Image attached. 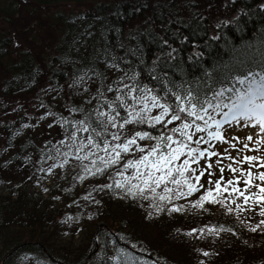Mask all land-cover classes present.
Returning <instances> with one entry per match:
<instances>
[{"label":"rangeland","instance_id":"1","mask_svg":"<svg viewBox=\"0 0 264 264\" xmlns=\"http://www.w3.org/2000/svg\"><path fill=\"white\" fill-rule=\"evenodd\" d=\"M118 1L120 0H0V29L8 30L6 32L13 44L10 47L13 52L11 59L18 65L16 72L20 74V77L13 76L11 80L16 84L12 83L14 85L10 87L12 92L19 91V93L13 96V99L8 97V100L20 101L24 94L35 89L36 74L30 73L34 69L39 70L44 64L41 56L48 59L52 56L59 58L61 55L67 57L69 54L80 53L81 50L84 52V48L91 47L94 40L86 47L72 44L60 53L67 34L77 32L78 20L83 18L82 12L88 9L97 14V21L102 20L108 17V10L115 9L114 4ZM261 1L260 4H263L264 0ZM190 2L196 3L198 12L182 8L180 19H184L183 23L189 21L190 29L193 30L199 29L203 19L207 18L209 27L206 32L209 36L214 35L213 28H217L222 20H225V23L233 21L231 18L235 16V12L231 13L226 9L230 0H190ZM15 3L18 6L13 14L4 10L1 12L2 9L10 8ZM116 11L111 19L118 21L122 13L119 9ZM193 13L199 14L196 20L192 19ZM45 17L49 19L46 18L44 21ZM53 17L60 22L66 20L64 25L62 24L64 29L52 27ZM3 18L8 19L11 24L1 20ZM141 23V21L134 22L137 25ZM27 26L33 28L28 29ZM47 32L51 33L49 39H46ZM27 37H35L37 44L30 42ZM57 39L61 41L60 46L59 43L56 45L54 42ZM134 42L137 44L135 40ZM243 42L240 47L227 42L230 58L225 62V68L237 65L241 54L245 56L251 52L253 56L250 58L256 57L258 60L264 53V36L261 31L254 39ZM50 46L51 49H48ZM72 46H75V50L71 48ZM93 46L99 49L98 43ZM44 47L49 50L46 55H42L45 51ZM139 52L135 51V58L141 63L144 61V56ZM32 53L37 54V59L40 61H36ZM73 58L76 59L77 55H73ZM211 78L212 72H208V75L189 80L194 81L192 83H186L188 79L180 71L175 77L169 76V80L175 81L177 85L203 86L205 92H207L205 84L212 82ZM155 80L164 86L160 80ZM67 94L68 100L71 101L69 91ZM49 96L53 101L45 102L50 107L45 106L44 113L37 109L31 111L30 117L33 118L34 115L37 119L35 122H31L29 115L22 110H19L15 117L3 118L0 121V264L3 262L4 264H150L138 260L136 255L118 247L108 235H104L99 240L97 252L95 250L94 254L91 253L93 231L101 225V222L96 221L111 219L120 224L121 234L127 236H125L128 239L127 243L133 248H130L131 250L139 254H144L141 251L149 250L155 254V259L160 264H260L264 261V223H262L264 216L258 215L259 219H256V216L249 219L241 211L246 209L240 206L239 193H232L231 185H227L228 191L223 190L228 179L238 180L235 186L244 191L254 207H261L264 210V204L258 203L253 196V193H259V188L253 186L248 190L240 174L224 168L222 161L219 165L215 164L218 159L227 160L228 151L239 149L240 143L237 137L245 139L243 146L246 143H254L247 140L248 136L259 140L258 128L243 127V121L240 124H226L223 127V135L227 143L212 140L211 146L200 145L201 148H210L218 155L202 158L199 164L192 165L197 170V175L208 164L213 165L208 170L212 175H208L206 171L201 177L200 183L204 187L197 185L199 191L177 199L175 193H164V185H161L156 188L155 194L146 191L143 197L132 196L115 187L120 175L117 180L114 177L118 176V170L126 161H123L122 166H118L119 169L113 173L108 167L105 171L93 175L85 171L87 163L77 160V157L81 156V153L75 152L77 147L75 151L69 152L67 160L60 161L56 158L60 152L66 154V146L63 144L68 138L67 132L64 126L61 128L52 126L50 122H43L41 115L48 116V112L56 114V110L67 104L61 90ZM1 104L3 101L0 102ZM152 110L155 115L159 112V109ZM170 126L173 125H168L169 128ZM138 127L129 126L128 129L135 131ZM156 127L161 128L160 125ZM235 135L237 137H233ZM234 141L237 144L236 149L233 148ZM155 143V140H145L141 144L149 147ZM261 151L264 152V149ZM254 155L256 156V153ZM126 156L135 157L133 154ZM87 167L95 171L93 165ZM221 168L224 169L223 172L220 171ZM260 172H264V168L257 172L253 170L252 173ZM126 174L125 172L124 175ZM221 176H223L221 191L219 194L213 191V196L222 203L205 201L203 207H194L196 201L206 195L207 189H214V185L209 181L218 180ZM132 183L139 181L133 180ZM108 184L113 187L101 190L102 186ZM256 184L264 187V181L254 179L253 185ZM91 186L93 188L85 192ZM168 187L175 189L176 186L168 184ZM183 191L187 192V188ZM159 195H171L173 198L161 201ZM93 203L95 205L90 206ZM173 208L182 210L172 211ZM229 208L232 211H229ZM85 211L86 216H80ZM193 212L196 217H192ZM88 214L91 216L89 217ZM79 216L80 219L77 221ZM183 223L186 224L184 227H182ZM221 225H225L226 230L222 229ZM253 228L256 231H252ZM21 244L27 245L21 246ZM204 252H208L209 255L205 256Z\"/></svg>","mask_w":264,"mask_h":264},{"label":"trees","instance_id":"2","mask_svg":"<svg viewBox=\"0 0 264 264\" xmlns=\"http://www.w3.org/2000/svg\"><path fill=\"white\" fill-rule=\"evenodd\" d=\"M261 2V0H230V4L226 9L230 10L231 13L235 12V16L231 18L233 21L225 23V20H222L217 28H213V36H209L206 32L209 27L207 18L203 19L199 29L193 30L190 29L189 21L183 23L182 20L184 19H180L182 8H186L187 11L198 12L196 3L190 2V0H120L117 4H114L115 9L107 11L108 17H104V19L98 21L96 18L97 14L87 9L86 12L81 13L83 18L78 20L77 32L67 34L60 53L64 48L72 44L86 47L91 41L94 40L95 42L91 47L84 48V52L81 50L80 53L69 54L67 57L61 55L59 58L52 56L51 59H48L41 56L44 64L41 65L39 70L34 69L30 73L31 75L36 74L34 77L36 87L33 91L24 94L20 101H17V99L8 100V97L13 99V96H17L19 93V91L17 93L12 92L10 87L16 84L14 80H11L13 76L17 75L20 77V74L18 71L16 72L19 68L18 65L11 59L13 58V52L10 50V47L13 44H11L10 36L6 32L8 30L0 29V102L3 101V104L0 105V121L3 118H13L19 110H22L29 115L31 122H35L37 120L36 117L34 115H32L33 118L30 117L31 111L33 112L37 109L42 110L44 113L43 108L48 106V102L53 101L49 95H52L57 90H61L67 105L61 106L58 110L54 107L56 114H50L47 111L48 116L43 115L42 117L41 115V119H44L43 122L45 123L50 122L52 126L65 127L68 135L63 144L66 146V154L60 152L56 157L60 161H65L69 158L68 154L71 150L75 151L81 142L86 143L90 131L84 132L78 131V129L89 125V114H92L94 120L95 110L105 100L111 102L119 94L115 91H107L108 87L111 86L113 89H116L122 88L123 84L134 83V81L125 77V73H128L129 76L136 74V81L141 85L157 89L160 95L164 94V86L156 82L153 76L169 80V76L175 77L178 71L188 79H185L186 83H192L194 81L189 80L204 77L206 74L208 75V72H212V82L206 83L205 86L207 89L208 87H219L217 78L222 74V70L225 69V62L230 58L226 47L227 42L240 47L244 43L243 41L254 39L259 35L260 31L264 36V3L260 4ZM17 6V3H15L10 8L2 9L1 12L4 10V12L12 13ZM106 8L109 9L108 7ZM48 9L52 10V8ZM116 9H119L122 13V18H118V21L111 19V16L117 13ZM198 17V13H193L192 19L196 20ZM46 18L48 17H45L44 21H46ZM51 19L53 22L52 27L64 29L65 19H63V22H60L56 17ZM1 20L7 21L9 25L11 24L8 19L3 18ZM136 21H141V25L134 24ZM67 25L66 23L65 26ZM27 27L29 29L30 26ZM48 27L50 28V23ZM32 28L30 27V29ZM50 35L51 33L47 32L46 39H49ZM60 38L61 35L59 36ZM28 39L31 40L30 42L37 44L35 37ZM59 39L54 40V42L56 45L59 43L58 45L60 46L61 39ZM134 40L138 45L135 44ZM40 43L43 44L41 41ZM97 43L99 49L93 46ZM71 48L75 50V46ZM48 49H51V46ZM44 50L46 53L44 51L42 55H46L49 52L45 47ZM135 51L143 53V62L140 63L138 58H135ZM193 53L201 54L199 59L194 58ZM73 55H77V58H73ZM32 56L36 61H40L37 59V54L32 53ZM252 56L251 52L245 55L247 59H252L250 58ZM121 77H124L123 83H120ZM68 91L72 98L71 101L68 100ZM124 91H127V89H124ZM208 95L210 96L211 93L209 92ZM172 100L174 98H170V102ZM128 102L131 103L132 101L129 100ZM102 110L109 111L106 106ZM121 115H124L122 109ZM151 115H155L153 110ZM45 117L51 120H46ZM217 119L219 118L217 117ZM80 121H84L85 123L81 125ZM198 123L202 122L198 121ZM129 126L121 131L125 134H132L135 131H148L154 136L160 133L158 131L160 128L157 129V127L153 129L148 125L133 124L132 126L140 127L132 131V129H128ZM116 131L117 129L109 128L110 133ZM198 135L202 134L198 133ZM230 136L232 137V134ZM237 140L240 143L239 149L228 151V159L220 161L223 162V167L227 170H231L228 167L230 164L238 168L240 171L237 173L243 174L241 176L245 180L247 179L248 171H261L262 168L259 167V164L264 163V152L261 150L253 151L252 149H256L258 146L252 142L248 144V148H244L242 144L245 139L237 137ZM236 145L234 141V149H236ZM88 151L89 149L86 148L83 152H78L77 150L75 152L81 153L79 157H83ZM254 153H256L257 157H260L254 166H250L242 160V157L252 156ZM97 155L105 154L99 152ZM229 157L234 159H229ZM93 159H96V157L91 156L89 159L83 160L77 158L78 161L87 163V166L92 165L91 161ZM236 161L240 162L236 163ZM118 166L121 165L110 166L112 173ZM92 188L93 186L89 187L85 192H89ZM238 197L239 202L248 211V214L245 215L249 219L255 216L256 219H259L258 215H261L262 208L254 207L250 200L245 203L244 198L240 195ZM93 205L95 203L90 206ZM191 215L192 217H196L194 212ZM80 216H86V211ZM80 216L77 221L80 219ZM88 216L90 217L91 214H88ZM198 217L201 216L198 215ZM96 222H101V225L98 226L96 231H93L91 253L94 254L95 250L97 252V245H100L99 240L104 235H108L118 247L128 253H132L134 256L136 255L138 260L147 261L150 264H160L155 259V254L149 250L147 252L141 251L144 254L131 250L133 248L130 246V243H127V236L125 235V237L121 234V226L118 222L112 219ZM185 225L183 223L182 227ZM220 227L226 230L225 225H221ZM22 245L26 246L27 244ZM260 264H264V261Z\"/></svg>","mask_w":264,"mask_h":264},{"label":"snow or ice","instance_id":"3","mask_svg":"<svg viewBox=\"0 0 264 264\" xmlns=\"http://www.w3.org/2000/svg\"><path fill=\"white\" fill-rule=\"evenodd\" d=\"M200 55L193 53V57L196 59H199ZM125 77L134 83L123 84L122 88L116 89L109 86L107 91H115L119 94L111 102L105 100L95 110V119L93 120L92 114H89V125L78 129V131H90V134L86 143L81 142L77 146L78 152H83L86 148L89 151L83 157L78 156L77 158L83 160L95 156L96 159L91 161L95 171L85 166V171L95 175L112 165L119 164L123 158L122 154L141 153L138 158L127 159L122 168L118 170V175L123 177V180L116 181L115 187L124 190L126 194L141 197L146 191L155 194L156 188L161 185H164V193H175L177 199L199 191L197 185L201 188L204 187L200 183L201 177L205 175L206 171L208 175H212L208 170L213 165L208 164L200 170L199 175L196 174L197 170L192 165L199 164L202 158L218 155L210 148H201L200 145L211 146L212 140L227 143L228 141L223 135L225 124H240L243 121V127L258 128L257 135L260 136V139L254 140L253 136H248L247 140L258 145L256 149H252L253 151L264 149V53L258 60L247 59L241 54L237 65L222 70V74L217 78L219 87H208L207 92L204 91L203 86L185 87L177 85L174 81L153 76V79L160 80L164 84V94L160 95L157 89L141 85L136 81V74L129 76L128 73H125ZM123 80L124 77H121L120 83H123ZM170 98H174V100L170 102ZM129 100L132 102L129 103ZM105 106L109 111L102 110ZM121 109L124 115H121ZM152 109H159V112L156 115H151ZM218 116L219 119H217ZM198 121L202 123H198ZM79 123L83 125L85 122L80 121ZM133 124L148 125L153 129L160 125L161 128L158 130L160 134L154 136L148 131L125 134L121 131L126 126ZM168 125L173 126L169 128ZM109 128L117 129V131L110 133ZM198 133L206 135H197ZM145 140H155L156 143L150 145L145 151V147L138 143V141ZM248 147L247 143L244 144V148ZM99 152H103L105 155H97ZM229 159L234 158L229 157ZM259 159L260 157L255 155L242 157V160L250 166H254ZM239 162L236 161V163ZM220 163L221 161L218 159L216 164ZM228 167L233 173L240 171L231 164ZM259 167L264 168V163L259 164ZM129 169L134 170V174L130 177L124 175ZM220 171L223 172L224 169L221 168ZM254 179L264 181V172L253 174L248 171L247 179L243 181L248 190H251L253 186L259 188V193H253V196L256 197L258 203L264 204V187L259 184L253 185ZM133 180L139 181V183L134 184ZM222 180L223 176L218 180H210L209 183L214 185V189H207L206 195L201 196L194 207H203L205 201L222 203L213 196V191L217 194L220 193ZM238 182V180L228 179L223 190L228 191L227 185H231L232 193H239L247 203L249 197L235 186ZM168 184L175 185V189L169 188ZM112 187L111 184L104 185L101 190ZM184 188H187V192L183 191ZM158 198L165 201L173 197L159 195ZM171 210L180 211L182 209L173 208ZM229 211L232 209L229 208ZM261 215L264 216V210L261 211ZM252 231H256V229L253 228ZM203 254L209 255L208 252Z\"/></svg>","mask_w":264,"mask_h":264},{"label":"bare ground","instance_id":"4","mask_svg":"<svg viewBox=\"0 0 264 264\" xmlns=\"http://www.w3.org/2000/svg\"><path fill=\"white\" fill-rule=\"evenodd\" d=\"M130 126H132V125H130ZM127 127V126H126ZM126 127H125V129H126ZM125 129H123V130H125ZM122 159H121V162H123V161H126L127 159H134L135 157H131V158H129V157H127L125 154H122ZM118 165V164H117ZM134 174V170L133 169H129L128 171H127V174L125 175V176H131V175H133ZM119 181L120 180H123V177H119V179H118Z\"/></svg>","mask_w":264,"mask_h":264}]
</instances>
